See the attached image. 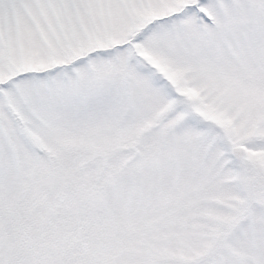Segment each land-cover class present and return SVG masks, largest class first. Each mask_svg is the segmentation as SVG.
Listing matches in <instances>:
<instances>
[{"label": "snow or ice", "instance_id": "1", "mask_svg": "<svg viewBox=\"0 0 264 264\" xmlns=\"http://www.w3.org/2000/svg\"><path fill=\"white\" fill-rule=\"evenodd\" d=\"M0 264H264V0H0Z\"/></svg>", "mask_w": 264, "mask_h": 264}]
</instances>
